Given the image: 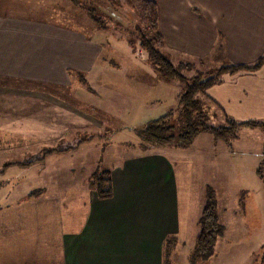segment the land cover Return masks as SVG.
<instances>
[{
	"label": "rangeland",
	"instance_id": "374dc122",
	"mask_svg": "<svg viewBox=\"0 0 264 264\" xmlns=\"http://www.w3.org/2000/svg\"><path fill=\"white\" fill-rule=\"evenodd\" d=\"M22 1L49 11L53 16H43L50 20L57 16L69 29L83 27L92 38L98 27L108 45L85 77L60 88L43 87L53 97L43 104L38 99L35 112L29 108L33 98L23 97L11 107L13 114L0 118V201L18 190H42L45 199L81 198L90 189L92 174L112 170L143 151L136 129L176 109L181 87L151 67L147 51L132 34L137 15L128 0ZM10 3L4 0L0 8L22 10ZM93 16L100 17L104 28ZM168 56L175 64H186L182 71L186 76L222 64L171 50ZM234 83L239 86L237 80L227 85ZM199 98L213 123L222 124L227 118L243 122L205 95ZM155 151L168 159L176 179L180 233L171 248L170 264H192L198 222L209 197L217 203L224 234L213 256L199 264H260L264 260V131L242 127L228 141L203 132L185 147L167 144ZM11 162L26 165H10L4 172V164ZM80 201L72 205L79 208Z\"/></svg>",
	"mask_w": 264,
	"mask_h": 264
},
{
	"label": "crops",
	"instance_id": "0c3cea01",
	"mask_svg": "<svg viewBox=\"0 0 264 264\" xmlns=\"http://www.w3.org/2000/svg\"><path fill=\"white\" fill-rule=\"evenodd\" d=\"M8 1L22 10L0 8V118L13 114L11 107L23 97L33 98L29 108L35 112L38 99L43 104L53 97L45 86L60 88L85 77L108 45L98 27L92 38L83 27L69 29L57 16L44 17L52 15L47 10ZM154 1L172 54L221 66H251L264 56V0ZM27 10L31 13L22 14ZM231 74L207 89V100L236 119L262 120L264 61L258 69ZM236 80L239 86L227 85ZM37 117L31 121L37 123ZM14 164L19 163L4 164V172ZM110 171L113 194L108 199H100L91 187L69 200L63 195L45 199L42 190H18L2 199L0 264H163L166 237L180 233L170 162L155 149L143 150ZM78 200L79 208L72 205Z\"/></svg>",
	"mask_w": 264,
	"mask_h": 264
},
{
	"label": "trees",
	"instance_id": "16d2710c",
	"mask_svg": "<svg viewBox=\"0 0 264 264\" xmlns=\"http://www.w3.org/2000/svg\"><path fill=\"white\" fill-rule=\"evenodd\" d=\"M132 10L137 15L133 35H137L140 46L148 53V61L158 73L167 80L178 81L181 91L178 96V107L169 110L157 119L148 121L136 129L141 148L155 149L167 144L185 147L203 132L211 133L216 140H230L237 136L242 127L259 128L264 131V120H248L237 122L225 119L222 124L210 121L211 114L202 104L200 95H206L207 89L218 83L225 73H234L244 69H258L264 56L253 65H223L212 71H197L193 76L183 74L186 64H175L168 56L165 40L159 29L158 5L154 0H128ZM76 5L78 3L74 1ZM91 14V12H90ZM95 23L104 28L100 17L93 16ZM132 43V42H131ZM202 59H200L201 61ZM22 164V163H19ZM22 165H26L22 164ZM90 187L100 199L112 197L111 171L104 170L94 173L89 179ZM216 201L208 198L198 222V234L195 248L191 255V263L199 264L209 260L214 252L217 240L224 234V225L220 222ZM176 238L172 235L165 239L163 264H170L171 248Z\"/></svg>",
	"mask_w": 264,
	"mask_h": 264
}]
</instances>
